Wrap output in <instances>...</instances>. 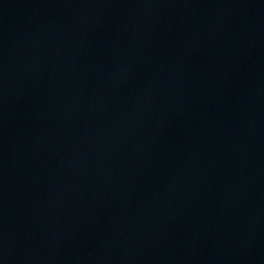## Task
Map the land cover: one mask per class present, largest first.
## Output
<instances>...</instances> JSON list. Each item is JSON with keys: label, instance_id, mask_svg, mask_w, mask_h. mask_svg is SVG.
Returning <instances> with one entry per match:
<instances>
[{"label": "water", "instance_id": "95a60500", "mask_svg": "<svg viewBox=\"0 0 264 264\" xmlns=\"http://www.w3.org/2000/svg\"><path fill=\"white\" fill-rule=\"evenodd\" d=\"M0 264H264V0H0Z\"/></svg>", "mask_w": 264, "mask_h": 264}]
</instances>
